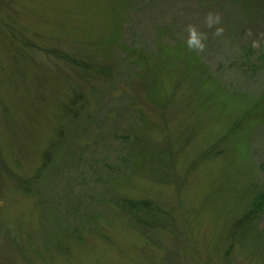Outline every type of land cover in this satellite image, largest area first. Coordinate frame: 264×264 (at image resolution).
<instances>
[{"label":"rangeland","instance_id":"374dc122","mask_svg":"<svg viewBox=\"0 0 264 264\" xmlns=\"http://www.w3.org/2000/svg\"><path fill=\"white\" fill-rule=\"evenodd\" d=\"M0 1V264H264V0Z\"/></svg>","mask_w":264,"mask_h":264},{"label":"trees","instance_id":"16d2710c","mask_svg":"<svg viewBox=\"0 0 264 264\" xmlns=\"http://www.w3.org/2000/svg\"><path fill=\"white\" fill-rule=\"evenodd\" d=\"M6 1L7 0L4 1V4L6 3ZM1 2L2 1H0V3ZM69 63H70V67L72 70L78 71V72H75L77 74V77H79L80 73L86 72L85 62L78 61V60L77 61L70 60ZM74 96H75V101L82 100L83 98V96L77 91L74 92ZM68 111L70 113V110ZM51 148L54 149L55 148L54 145ZM148 160L149 162L151 161L160 162L162 170L163 169L166 170L169 167L168 163L172 160V155L168 147L167 148L161 147L157 149L155 152H153V154L151 155V159L149 158ZM51 161H52L51 157H49L45 153L43 157L41 170H43ZM41 170L37 173L36 179L39 177ZM156 177H158V179L161 180L160 176H156ZM162 177H165V176L163 175ZM163 181L165 180L163 179L162 182ZM29 185L30 184H28V182L26 181L23 183L21 182V187L24 190V192L30 193V191L28 190ZM122 208H124L127 211V213H130V216H131V219L134 225H136L137 227H140L144 235H146L148 231L155 230L159 228L160 226H166V223H167L166 212L162 211L159 208L154 207V205L151 204L150 202L133 203V202H128V201H123ZM65 251H67V248Z\"/></svg>","mask_w":264,"mask_h":264},{"label":"flooded vegetation","instance_id":"af4514ba","mask_svg":"<svg viewBox=\"0 0 264 264\" xmlns=\"http://www.w3.org/2000/svg\"><path fill=\"white\" fill-rule=\"evenodd\" d=\"M226 256H228L227 254H224L222 257H220L219 259L220 260H222V258L223 257H226ZM229 258V257H228ZM230 260H232L233 261V259H232V257H230ZM208 261V260H207ZM219 263L220 264H232V262L231 261H229V262H225V263H222L221 261H219ZM166 264H169V263H166Z\"/></svg>","mask_w":264,"mask_h":264}]
</instances>
